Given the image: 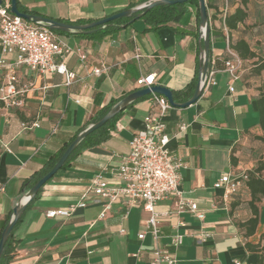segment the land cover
I'll return each instance as SVG.
<instances>
[{"label":"crops","instance_id":"1","mask_svg":"<svg viewBox=\"0 0 264 264\" xmlns=\"http://www.w3.org/2000/svg\"><path fill=\"white\" fill-rule=\"evenodd\" d=\"M141 2L17 0L33 15L72 23L97 21ZM205 3L210 72L216 84L204 89L195 104L170 107L163 117L166 148L184 164L179 190L184 198L196 203L204 219L198 220L189 212L177 214L171 197L155 206L157 239L147 229L149 214L142 205L129 206L124 198L112 203L104 218L99 214L105 200L78 209L68 218L45 216L48 210L77 203L97 174L115 182L114 175L129 153L130 139L143 129L144 117L157 111L152 109L149 95L122 112L109 137L96 149L87 148L74 155L43 186L13 230L16 245L8 264H149L156 249L169 251L176 264H255L256 255L247 251L245 244L264 247V200L258 204L259 223L254 235L245 237L239 227L251 216L245 181L226 202L221 198L222 191L213 185L223 173L241 176L258 162L264 164V144L255 139L261 134L256 99L259 87L264 85V69L254 71L264 62V0ZM239 7L246 10L247 17L229 31L222 20ZM198 25L195 9L187 6L177 24L157 29L138 19L124 29L91 39L59 35L61 42L73 50L65 63L77 78L68 87L58 74L20 72L26 91L6 103L0 100V234L21 195L22 183L106 106L139 89V78L154 74V85L179 94L174 98L176 103L190 99L192 92L187 90L194 91L202 45ZM241 38L249 44L254 58L242 60L230 48ZM235 57L240 59V70L233 80L220 62ZM95 69H102L99 76L93 74ZM33 121L39 123L38 128L21 130V123ZM261 174L264 177V170ZM176 233L183 235V241L173 247L170 237ZM139 234H144L142 240L137 238ZM201 235L206 237L198 243L195 236ZM137 252L138 257H134Z\"/></svg>","mask_w":264,"mask_h":264},{"label":"built area","instance_id":"2","mask_svg":"<svg viewBox=\"0 0 264 264\" xmlns=\"http://www.w3.org/2000/svg\"><path fill=\"white\" fill-rule=\"evenodd\" d=\"M72 52V49L61 42L59 34L11 14L10 0L0 2L1 101L6 103L11 97L21 95L26 91L20 82V72L23 74L34 72L40 76L58 74L63 76L65 86L72 85L77 76L65 63L66 58ZM80 59L84 60V56H80ZM225 69L230 77L236 80L240 70V59L235 57L233 61H227ZM101 71L102 69H95L93 74L99 76ZM154 79V74L141 77L136 85L139 89L150 88L154 85ZM215 84L213 73L210 72L204 89ZM229 90L232 92L233 88L230 87ZM151 96V107L157 111L144 117L143 129L135 132L130 139L129 153L122 159L114 175L115 182H109L101 174L95 175L90 188L77 203L67 208L48 210L45 213L47 218H68L78 209L105 200L99 214V218H104L106 212L111 209V204L124 198L129 206L142 205L143 210L149 214L147 229L153 238L157 239L159 230L155 206L158 202L171 197L174 198V210L177 214L189 212L198 220L204 219L196 203L184 198L179 190L180 169L184 166L183 162L173 157L166 148L168 138L164 133L163 117L171 106L164 97L154 93ZM10 104L19 105L18 102H10ZM20 127L22 131L31 130L38 128L39 123L37 121L23 122ZM180 130H184V126H181ZM246 180V174L238 176L223 173L213 187L222 191L221 198L223 202H226L237 193L241 181ZM2 190L0 186V192ZM204 237L206 236H195L198 243L203 241ZM137 238L142 240L144 234H139ZM182 241L183 235L181 234L176 233L170 237L173 247L181 245ZM133 256L138 257V252ZM149 264H176V259L169 251L156 249L151 253Z\"/></svg>","mask_w":264,"mask_h":264},{"label":"water","instance_id":"3","mask_svg":"<svg viewBox=\"0 0 264 264\" xmlns=\"http://www.w3.org/2000/svg\"><path fill=\"white\" fill-rule=\"evenodd\" d=\"M1 1L2 0H0V2ZM189 1L192 0H146L133 7L114 13L108 17L84 24H70L38 15L22 13L18 10L17 0H10V13L21 19L26 20L27 22L33 23L41 27H45L54 32H62L74 36L90 35L93 34L97 29L103 30L106 28L107 25H112L111 22L115 20L131 18L129 22L121 24L119 26V28L124 29L126 26L130 25L135 20L140 19L146 12H148L154 7L184 4ZM194 1L197 2L199 15V38L202 42V45L199 48L196 86L190 99L183 103H176L174 101L172 91L160 85H154L150 88H140L121 98L119 101H117L110 107V109L102 118H100L94 123H90L84 129L79 131L75 135V138L65 149V151L62 153L60 158L56 161L54 166L39 180H37L30 188L23 189L21 191V195L16 200L12 208V214L10 216V219L6 223L0 234V259L3 254L7 240L9 239L15 226L17 225L19 219L21 218L28 205L37 197L38 193L43 188V186L49 180H51L52 177L59 170L62 169L64 163L67 161L71 153L78 147V145L83 139H85V137L102 127L105 123H107L108 121L113 119L117 114L131 106L138 99H141L145 96H149L152 93L164 97L169 103V105L173 108H186L197 102L205 88V84L208 80V75L210 73V27L205 0Z\"/></svg>","mask_w":264,"mask_h":264},{"label":"trees","instance_id":"4","mask_svg":"<svg viewBox=\"0 0 264 264\" xmlns=\"http://www.w3.org/2000/svg\"><path fill=\"white\" fill-rule=\"evenodd\" d=\"M146 0H142L144 2ZM187 6H193L195 9V15L196 19L199 21V15H198V8H197V2L192 0L184 4H176V5H165V6H157L152 9H150L148 12H146L139 20H143L150 28L157 29L159 27L168 26L171 24H177L182 17V15L186 11ZM18 10L22 13H28L33 14L27 10H25L23 7H21L17 3ZM207 7L211 8V6L207 3ZM247 17V12L244 8H237L234 12L230 14H226L225 17L222 20V25L226 27L229 31L234 30L238 24L244 22V20ZM131 18L129 19H118L115 20L112 23V25H107L105 29L99 30L97 29L93 34L90 35H75L76 37L84 38V39H91L95 37V35H103L113 30L120 29L119 26L121 24H125L129 22ZM59 21V20H58ZM70 24H84L83 22H66ZM89 23V22H86ZM59 35H69L62 32H56ZM230 48L240 57V59H252L255 57L254 52L250 49L249 44L243 39H238L234 44H230ZM219 63V62H218ZM221 65L225 64V61H221ZM220 67V64L217 65ZM264 69V62H261L254 68L255 72H259ZM196 83L194 84L195 88ZM193 88V90H194ZM259 94L256 99V106L258 110V127L260 129L261 134L259 136H255L256 140L261 141L264 144V85L260 86ZM189 94L193 91L191 89L187 90ZM191 94V95H192ZM179 94L173 93V97L176 98ZM147 97V96H145ZM143 97V98H145ZM142 99V98H141ZM112 105L106 106L104 110H102L93 120L91 123L96 122L100 118H102L107 111L110 109ZM132 106V105H131ZM123 112V111H122ZM122 112L117 114L113 119L105 123L102 127L95 130L91 134H89L85 139L81 141V143L78 145V147L71 153L67 161L64 163L63 168H65L70 159L79 153L80 151L84 149H96L97 145H99L101 142H104L110 135V131L114 128V125L118 118L121 116ZM75 138L73 136L68 140L66 143L63 144L61 149L50 158V160L46 163V165L43 166L42 169H40L38 172H35L29 179L25 180L21 185V190L30 188L37 180H39L43 175H45L56 163V161L60 158L62 153L65 151V149L68 147V145L71 143V141ZM264 170V164L260 161L258 162L257 166L247 172V180L245 181V186L248 189V192L250 194V200L248 201V207L251 212L250 218H248L245 222L240 223L239 227L243 229L244 236L250 237L254 235L256 228L259 223V208L258 204L264 200V177L262 176V171ZM40 193V192H39ZM38 193V195H39ZM37 195V196H38ZM10 217L6 219V223L9 221ZM21 218L19 219L18 223L20 222ZM17 223V224H18ZM16 227V226H15ZM4 228V227H3ZM16 242H14L13 239V232L10 235L9 239L7 240L3 254L0 259V264H8L11 262L14 258V249H15ZM245 247L247 251L253 253L256 255V262L255 264H264V247H260V245H252L250 243H246Z\"/></svg>","mask_w":264,"mask_h":264}]
</instances>
